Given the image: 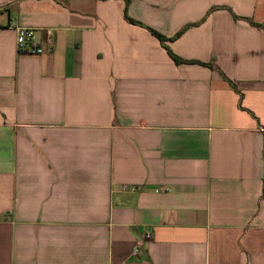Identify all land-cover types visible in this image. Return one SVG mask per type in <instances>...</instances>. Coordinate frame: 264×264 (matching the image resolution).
Masks as SVG:
<instances>
[{
    "label": "crops",
    "instance_id": "1",
    "mask_svg": "<svg viewBox=\"0 0 264 264\" xmlns=\"http://www.w3.org/2000/svg\"><path fill=\"white\" fill-rule=\"evenodd\" d=\"M0 264H264V0H0Z\"/></svg>",
    "mask_w": 264,
    "mask_h": 264
},
{
    "label": "built area",
    "instance_id": "2",
    "mask_svg": "<svg viewBox=\"0 0 264 264\" xmlns=\"http://www.w3.org/2000/svg\"><path fill=\"white\" fill-rule=\"evenodd\" d=\"M17 48L22 53H36L40 54L44 51V48L39 45L36 32L30 27H18L16 36ZM152 234L147 232L144 237L137 241L135 252H139L143 246V243L148 238H151Z\"/></svg>",
    "mask_w": 264,
    "mask_h": 264
},
{
    "label": "trees",
    "instance_id": "3",
    "mask_svg": "<svg viewBox=\"0 0 264 264\" xmlns=\"http://www.w3.org/2000/svg\"><path fill=\"white\" fill-rule=\"evenodd\" d=\"M156 34L159 36V38L161 39V41L163 42V44H164L165 47L167 48L169 54L174 58V60H175L176 62H178V63H182V62H187V63L196 62V61H191V60H186V59L180 58L179 56H177L176 54H174V53L170 50L169 46L166 44L165 37H164L162 34H160V33H157V32H156ZM198 63H200V62H198ZM209 66L214 67V64H213V63H209Z\"/></svg>",
    "mask_w": 264,
    "mask_h": 264
}]
</instances>
